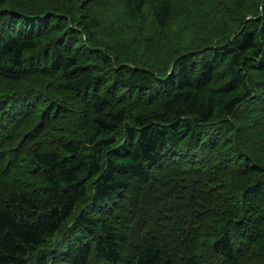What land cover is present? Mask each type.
Listing matches in <instances>:
<instances>
[{"label":"trees","instance_id":"1","mask_svg":"<svg viewBox=\"0 0 264 264\" xmlns=\"http://www.w3.org/2000/svg\"><path fill=\"white\" fill-rule=\"evenodd\" d=\"M255 6L148 64L168 0H0V264H264Z\"/></svg>","mask_w":264,"mask_h":264},{"label":"rangeland","instance_id":"2","mask_svg":"<svg viewBox=\"0 0 264 264\" xmlns=\"http://www.w3.org/2000/svg\"><path fill=\"white\" fill-rule=\"evenodd\" d=\"M5 0L11 8L18 10L32 9V6L43 2V0ZM84 1V6L87 9L89 0ZM109 1V0H108ZM156 1L157 6L160 0ZM164 0H162L163 2ZM169 12L165 25L160 29V35L153 38L149 49L146 48L145 42L149 43L150 35L148 34L147 25L142 26L137 32L131 31V27H126L121 33L123 35L121 41L125 42V37L130 40V45L125 46L126 57L132 58L135 62H144L153 64V62H163L159 56L163 52L164 47H170L171 50L178 46L179 50H183L188 45L179 44L191 39L194 43L198 40H205L206 37L213 41H220L222 36V28L225 23L236 22L240 23L244 14H248L252 8L256 9L255 4L260 0H168ZM243 7L244 9H242ZM237 10L243 12L242 15L236 13ZM245 11V12H244ZM74 14L77 17H84L85 12L81 9H76ZM224 15V17H223ZM148 21H145L147 24ZM77 21L74 22L76 24ZM116 31H122L117 28ZM163 33L164 38H163ZM120 35V36H121ZM193 43V44H194ZM170 46H167L169 45ZM126 62V61H124ZM123 62V63H124ZM13 174H18V167L11 171Z\"/></svg>","mask_w":264,"mask_h":264},{"label":"water","instance_id":"3","mask_svg":"<svg viewBox=\"0 0 264 264\" xmlns=\"http://www.w3.org/2000/svg\"><path fill=\"white\" fill-rule=\"evenodd\" d=\"M263 3V2H262ZM262 3H261V5H262Z\"/></svg>","mask_w":264,"mask_h":264}]
</instances>
